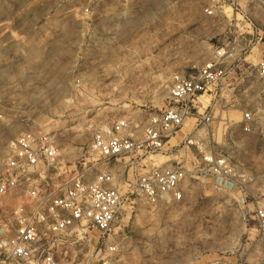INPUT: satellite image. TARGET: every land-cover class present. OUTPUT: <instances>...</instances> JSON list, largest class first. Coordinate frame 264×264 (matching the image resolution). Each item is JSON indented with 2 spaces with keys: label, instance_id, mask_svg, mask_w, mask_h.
<instances>
[{
  "label": "rangeland",
  "instance_id": "obj_1",
  "mask_svg": "<svg viewBox=\"0 0 264 264\" xmlns=\"http://www.w3.org/2000/svg\"><path fill=\"white\" fill-rule=\"evenodd\" d=\"M88 1L0 0V173L18 135L32 129L54 136L69 170L86 163L96 175L97 130L126 117L139 134L169 106L174 73L197 69L217 46L230 45L236 55L225 80L201 99L211 105L212 123L199 148L182 152L184 199L128 204L111 264H264L257 217L264 208V42L244 48L248 32L264 31V3L248 0L238 11L224 0H129L127 20L112 27L111 11L93 25L82 12ZM249 110L251 132L243 122ZM201 151L229 159L234 189L215 183ZM154 158L155 166L170 160ZM90 237L69 248L62 264H97L88 256L98 232Z\"/></svg>",
  "mask_w": 264,
  "mask_h": 264
},
{
  "label": "built area",
  "instance_id": "obj_2",
  "mask_svg": "<svg viewBox=\"0 0 264 264\" xmlns=\"http://www.w3.org/2000/svg\"><path fill=\"white\" fill-rule=\"evenodd\" d=\"M245 1L224 3L239 11ZM130 4L129 0H89L82 12L98 26L103 13L111 11L109 25L121 27ZM205 11L213 16L216 10ZM248 34L252 37L244 48L264 42V31ZM235 55L230 45L217 46L208 63L174 73L169 106L152 114L139 134L126 117L97 130L91 149L101 158L96 165H102L96 175L82 168L86 163L69 170L50 133L32 129L20 133L0 173V264H62L69 248L90 242L94 231L98 240L89 262L111 264L120 251L118 229L128 204L182 201L188 178L182 152L199 148L213 120L211 105L205 106L201 99L225 80ZM258 73L264 80V55ZM243 122L251 132L255 122L251 110L244 113ZM180 133L182 140L173 143ZM158 156L170 160L155 166ZM201 156L217 185L226 190L236 187L238 177L226 156L202 151ZM257 217L264 230V208L258 209Z\"/></svg>",
  "mask_w": 264,
  "mask_h": 264
},
{
  "label": "bare ground",
  "instance_id": "obj_3",
  "mask_svg": "<svg viewBox=\"0 0 264 264\" xmlns=\"http://www.w3.org/2000/svg\"><path fill=\"white\" fill-rule=\"evenodd\" d=\"M130 24L133 25L134 24V21L133 20H130Z\"/></svg>",
  "mask_w": 264,
  "mask_h": 264
}]
</instances>
